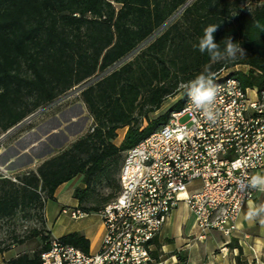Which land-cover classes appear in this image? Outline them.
Returning <instances> with one entry per match:
<instances>
[{"label":"trees","instance_id":"16d2710c","mask_svg":"<svg viewBox=\"0 0 264 264\" xmlns=\"http://www.w3.org/2000/svg\"><path fill=\"white\" fill-rule=\"evenodd\" d=\"M0 0V135L40 108L74 92L92 118L81 136L41 161L34 170L0 173V225L20 211L44 206L61 184L81 176L73 190L77 208L98 214L119 191V170L127 150L182 108L187 85L204 73L213 79L232 72L243 88L264 86V2L251 0ZM224 49L231 37L245 50L235 60L213 62L193 48L208 25ZM181 95L151 119L169 98ZM65 100V99H64ZM58 103V102H57ZM127 128L119 145L117 130ZM114 189L98 195V187ZM46 227V226H45ZM41 245L6 264H40L52 236L34 231ZM89 252L74 232L58 238ZM9 247L0 243V257ZM236 264H245L239 257Z\"/></svg>","mask_w":264,"mask_h":264},{"label":"built area","instance_id":"2783aa9c","mask_svg":"<svg viewBox=\"0 0 264 264\" xmlns=\"http://www.w3.org/2000/svg\"><path fill=\"white\" fill-rule=\"evenodd\" d=\"M232 72L216 77L215 122L186 95L165 124L125 152L120 191L98 213L104 229L98 250L85 253L52 237L40 264H148L151 242L179 202L202 234L232 236L244 205L260 193L243 185L264 168V86L243 88ZM64 212L74 220L86 215L78 208Z\"/></svg>","mask_w":264,"mask_h":264},{"label":"crops","instance_id":"0c3cea01","mask_svg":"<svg viewBox=\"0 0 264 264\" xmlns=\"http://www.w3.org/2000/svg\"><path fill=\"white\" fill-rule=\"evenodd\" d=\"M63 102L65 106L59 109V113L66 114L64 120L54 124L52 118L42 122L38 120L36 126L25 130L13 144L7 147L3 145V169L10 166L11 172L18 174L34 170L55 150L65 148L86 132L92 124V118L84 105L76 99ZM126 130H117L116 145L121 143ZM256 174H264V168ZM198 186L197 182L193 183L188 191ZM76 187H83L81 176L57 187L53 200H48L44 206L45 226L51 236L53 232L57 234L52 236L55 238L81 233L89 241V253H95L104 233L99 215L94 220L87 214L74 220L64 212L77 208V200L72 196ZM260 204H264V193H257L254 199L244 205L236 220V231L226 237L215 230L202 234L195 224L194 216L183 202H179L151 242L152 260L148 264H236V257L245 264H264V223L260 222V218L252 221L247 219L249 210ZM201 235L203 238H199ZM15 256L8 252L2 254L0 264H6Z\"/></svg>","mask_w":264,"mask_h":264},{"label":"rangeland","instance_id":"374dc122","mask_svg":"<svg viewBox=\"0 0 264 264\" xmlns=\"http://www.w3.org/2000/svg\"><path fill=\"white\" fill-rule=\"evenodd\" d=\"M264 2V0H262ZM251 0L244 2L243 7L249 8L251 6ZM245 66L238 65L230 71H238L245 72ZM75 95L74 92H69L67 95L60 97L56 103L49 105L48 107H43L38 109L35 113L30 115L24 121L21 122L19 128H13L7 133L0 135V173L4 176H9L10 178H15L16 175H20L21 173L11 172L10 166H7L3 169V145L5 147L11 145L16 141L25 130L30 129L33 126H36L38 120L40 122L52 118V124L58 120H64L66 118V114L59 113V109L65 106V102L63 101H72V96ZM71 97V98H70ZM181 95H177L175 98L167 99L160 107V109L154 114L150 115L151 119L158 117L159 115L165 113L178 99H180ZM70 98L69 100H67ZM66 99V100H64ZM58 102V104H57ZM52 107V108H51ZM51 108V110H50ZM65 108V107H64ZM63 109V108H62ZM61 109V110H62ZM58 142V141H57ZM114 143L118 144V140H114ZM59 152V149L55 150L52 155ZM4 171V172H3ZM23 174V173H22ZM114 191L113 187H98L97 193L98 195L106 196L109 193ZM41 213V212H40ZM39 211L36 210H28V211H20L17 215L10 219L3 221L0 225V243L3 246L9 247L7 251L10 254L18 255L20 253H31L33 250H37L40 245V237H32V233L34 231L41 232L42 235H45V232L48 231L45 225L42 224V218ZM92 220L96 219V213H88L87 214ZM55 232L52 233V236H56ZM6 253V252H5Z\"/></svg>","mask_w":264,"mask_h":264},{"label":"clouds","instance_id":"9594fccd","mask_svg":"<svg viewBox=\"0 0 264 264\" xmlns=\"http://www.w3.org/2000/svg\"><path fill=\"white\" fill-rule=\"evenodd\" d=\"M218 25H208L203 30V35L198 43L193 45L201 54L207 53L210 60L218 62L222 60H235L238 55H245V50L233 41L231 37L224 39V49H220V44L215 41L214 33L217 32ZM219 93V86L216 85L210 76L201 73L191 80L187 85L186 95L190 106L202 112L204 118L209 122H215L218 113L215 109L216 100ZM243 190H255L264 193V174H256L247 179L243 185ZM260 218L264 223V204L251 208L247 213L249 221Z\"/></svg>","mask_w":264,"mask_h":264},{"label":"water","instance_id":"95a60500","mask_svg":"<svg viewBox=\"0 0 264 264\" xmlns=\"http://www.w3.org/2000/svg\"><path fill=\"white\" fill-rule=\"evenodd\" d=\"M19 126H20V124H19V125H17V126H16V128H18Z\"/></svg>","mask_w":264,"mask_h":264}]
</instances>
